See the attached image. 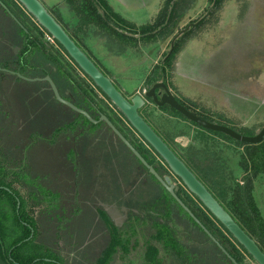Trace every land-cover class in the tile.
<instances>
[{
  "label": "rangeland",
  "instance_id": "374dc122",
  "mask_svg": "<svg viewBox=\"0 0 264 264\" xmlns=\"http://www.w3.org/2000/svg\"><path fill=\"white\" fill-rule=\"evenodd\" d=\"M40 1L74 35L82 49L127 97L144 93L150 82L159 80L167 83L182 103L191 110L200 112L205 120L231 126L242 135L255 134L264 126V0H220L208 14L214 0H179L174 25L165 33L151 37L142 36L141 27L154 26L157 23L167 0H106L112 10L125 20V24L121 23L123 27L137 32L132 37L117 35L99 23H82L67 0ZM192 23L195 24L190 25ZM188 25L190 27L185 31L186 35L181 37L185 32L177 35ZM48 40L50 48H58L61 52L63 64L68 62L74 66L73 68L70 65L72 69L81 74L68 55L53 40ZM176 40L179 49L170 59V65H165L171 43L173 41L174 44ZM88 84L94 94L105 98L95 86L89 82ZM20 94L21 92L14 90L8 101L14 113L26 114L28 112L24 109ZM142 113L183 156L195 151L205 156V159L213 160L220 169L221 181L227 190V201L233 195L231 189L246 182L251 164L246 144L223 134L203 130L169 108H158L149 100ZM119 119L123 122L124 118L121 116ZM30 122L31 127H42L40 117ZM29 135L32 143L25 148L26 161L22 166L46 173L45 182L58 184L60 180H54V177L58 178L64 161L59 155L60 144L42 141L39 132L35 130L30 131ZM103 150L99 145L90 144L80 155L71 150L67 156L74 166L76 159L83 166L84 180H80L79 186L82 185L89 192V197L84 199H92L91 195L96 193L101 195L95 204L92 201L89 204L97 209L100 207L119 232L121 243L118 242L107 264H147L145 252L149 244L157 249L156 256L160 259V264H172L173 252L164 246L161 239L154 236L156 231L151 220L168 224L176 239L188 247L191 239L186 238L185 229L174 224L168 215L162 217L150 210H144L141 218L140 210L116 201L108 190L113 189L111 177L118 164ZM0 158L2 159L1 155ZM260 167L263 168L253 181L251 194L264 221V163ZM218 176L210 175L213 179ZM8 178L13 180V186L24 200L27 201V197L34 194L28 203L24 202L25 211L33 218H37L43 210H50L49 198H42L36 187L29 183L23 184L21 177L17 175L9 174ZM78 180L74 181L76 187ZM31 181L34 182L33 177ZM172 181L189 194L178 184L175 177ZM69 196H72L71 192ZM6 201L0 200V226L6 227L3 237L5 249L19 232L18 229L10 227L11 219L6 221L5 216L3 217V213L8 212L11 215L13 211L10 203ZM82 210L78 215L77 225L82 230L89 229L92 234L87 236L84 247L92 254L98 253L107 242V230L94 210L92 218ZM148 215H152V219ZM66 243L60 241L56 249L66 264H72L74 259L81 258L80 249L76 251L74 246L68 247ZM243 254L244 264H258L252 257ZM94 260L95 258L88 257L85 261L90 264Z\"/></svg>",
  "mask_w": 264,
  "mask_h": 264
},
{
  "label": "trees",
  "instance_id": "16d2710c",
  "mask_svg": "<svg viewBox=\"0 0 264 264\" xmlns=\"http://www.w3.org/2000/svg\"><path fill=\"white\" fill-rule=\"evenodd\" d=\"M0 1L6 7L4 8L0 4V155L2 157V159L0 158V200H7L10 203L13 208L12 214L9 215L8 212H5L3 217L5 216L6 221L11 219L10 227L19 231L9 241L5 249L3 237L6 234V227L0 226L1 264H66L63 256L56 249L60 241L67 242L66 245L68 247L74 246L75 250L80 249L81 258L74 259L72 264H86L85 260L88 257L95 258L90 264L108 263L116 245L118 242L121 243L119 232L100 207L97 209L96 206L95 208L89 204V201L95 204V201H98V197L101 195L96 193L91 195L90 198L92 199H84V197H89V194H87L89 192L82 185L79 186L80 180H84L82 174V170L84 171L83 166H80L78 159L75 160L76 165L74 166L67 156V153L71 150H75L76 155H80L83 149H87L90 144L99 145L102 150H105V154L118 164V168L115 169L111 177L113 189L108 190L116 201H121L123 205L129 208L133 207L140 210L141 215L139 217L141 218H143L142 212L144 210H150L162 217L168 215L174 224H179L185 229L186 238L191 239V245L188 247L182 245L176 239L173 230L168 224L153 220L152 215L147 216L148 218L151 217L152 224L155 227L156 233L154 236L161 239L164 246L173 252L172 264H213L212 260L216 261V264H232L212 241L205 243L209 239L204 231L167 190L149 174L146 168L110 131L104 122L93 124L81 114L56 101L47 82L26 81L15 73L7 72H19L30 78L50 75L63 98L87 110L95 119L99 117L100 112L106 114L123 133L116 121L109 116L108 110H112L108 102L98 98L87 81L78 78L79 74L75 69L71 68V64L68 62H66V65L63 64V56L58 48H50V41L48 38L45 39V36L48 37L50 34L16 0ZM67 1L72 5L76 14L79 15L82 23H99L122 37H132L137 34V32L123 27L121 23L125 24V20L112 10L106 0ZM171 1L167 0V5L154 26L141 27L142 36H156L157 34L165 33L167 29L170 30L176 19V9L179 0L174 1L170 11ZM219 1L216 0L215 5H218ZM55 18L57 19L56 16ZM64 28L66 29L65 26ZM68 32L70 33V31ZM186 33H183L181 37L186 35ZM70 35L75 39L72 33ZM52 40L63 53H66L55 39L52 38ZM75 41L78 43L76 39ZM178 49V40H176L164 61L165 65H170V59ZM72 67L74 68V66ZM14 90L17 93L21 92L24 109L26 108L28 113H14V109L8 101L10 93H13ZM103 96L107 99L104 94ZM92 103L98 107L96 108L98 113H95L96 110L92 107ZM39 117L42 127H31L32 123L30 121ZM34 130L39 132L42 141L51 144L58 143L61 146V148L57 147L61 153L59 154L61 155L60 157L64 159L63 167L59 171L58 178L54 177V180H60L58 184L51 185L45 182L46 173L45 175L41 171L36 172L29 167L27 169L22 166L26 161L27 152L25 148L32 143L29 140V134L30 131ZM130 142L141 152V155L143 154L147 162L152 164V161L139 149L134 141L130 140ZM238 142L247 145L253 167L252 176H257L263 168L260 166H263L264 163L263 141L256 145ZM4 158L5 161L3 160ZM16 162L18 163L17 165L13 164ZM10 165L14 168H11ZM198 166L194 168L195 173L207 184L213 196L223 202L226 199L227 190L223 186V180L219 174L220 169L210 159H205V171ZM157 171L160 173L159 170ZM25 172L27 175H25ZM9 174L21 177L23 184L27 185L29 183V185L37 188L42 198H49L51 202L49 205L50 210H43L36 216L37 218H33L26 212L24 202L28 203V200L34 194L31 193L27 197V201L24 200L13 186V180L8 178ZM212 174L219 176L217 179H213L210 177ZM32 177L34 182H30ZM76 179H79L77 181L78 187L74 184ZM66 183L68 184L62 185ZM73 186L75 189H73ZM66 190L68 191L66 192ZM70 192L72 196H69ZM176 193L239 264H244L243 252L251 257L241 244L238 243L241 249L234 245L232 240H236L213 215V219L225 232L216 225L211 217L205 216V206L197 197H194L195 199L188 196V198H184L181 194L182 191L179 190ZM231 194H233L231 198L228 201L226 200L229 212L234 220L251 237L255 238L260 248L264 251V221L251 194V178H248L244 185H238L236 188L231 189ZM51 195L55 197L53 198ZM78 195L82 197L79 198ZM35 199L36 197H34ZM86 200L88 203H85ZM17 202L20 203L18 208ZM79 203L81 204L79 205ZM27 209L29 210V208ZM81 210L87 213L90 218L93 217L94 210V213L98 215V218L103 223V227L107 230V242L98 253L92 254L88 252L89 249L87 250L84 247L87 236L92 234L89 229L82 230L77 225L78 215ZM94 221L98 220L94 219ZM145 253L147 264H160V259L156 256L157 249L151 244L147 245ZM207 257L209 258L207 259Z\"/></svg>",
  "mask_w": 264,
  "mask_h": 264
},
{
  "label": "water",
  "instance_id": "95a60500",
  "mask_svg": "<svg viewBox=\"0 0 264 264\" xmlns=\"http://www.w3.org/2000/svg\"><path fill=\"white\" fill-rule=\"evenodd\" d=\"M28 14H30L36 22L47 31L50 36L55 39L65 50L67 55L73 60L78 68L87 75L93 84L99 88L102 93L112 102V104L121 112L126 118L131 127L161 156L167 163L171 172L179 177L187 189L194 194L201 203L209 210V212L229 231L235 240L241 244L245 250L252 256L258 264H264V252L261 250L255 239H253L231 216V214L223 208L213 194L205 187L196 175L186 166V164L170 149V147L161 139V137L152 129V127L139 114V109L145 103L144 98L140 94H135L131 99L126 98L114 85L111 78L106 75L94 62V60L87 54L85 50L75 41L64 26L55 18V16L43 5L40 0H16ZM216 0L213 1L212 6L208 9L207 14L215 5ZM174 0L171 1L170 11ZM0 4L5 5L0 1ZM103 14L102 10L99 8ZM9 12V11H8ZM9 14L15 18L10 12ZM198 22V21H197ZM195 22V23H197ZM192 23L190 25H193ZM190 25L182 29L177 35L185 32ZM177 37V36H176ZM173 48V41L171 43L170 51ZM17 76L27 81H45L54 95V98L59 103L67 106L71 110L84 116L89 122L96 124L104 122L110 130L119 138V140L129 149V151L138 159V161L153 175V177L167 190V192L176 200V202L186 211V213L197 223V225L206 233L209 238L217 245V247L225 254V256L233 263L239 264L234 257L223 247V245L212 235V233L204 226V224L194 215L188 206L175 193V185L172 183L169 176L161 177L155 168L150 165L141 153L133 146V144L122 134V132L114 125L109 117L100 112L99 118H93L90 113L75 105L73 102L63 98L59 90L50 77L30 78L22 75L19 72H13ZM161 87L164 92L162 95L156 94L155 89ZM160 95V98L158 96ZM146 97H152L153 101L158 105L168 104L175 108L188 119L196 122L202 127L222 132L236 140H240L250 144H256L264 138V126L254 135H242L236 132L229 126L205 120L183 105H181L172 92L162 82L155 83L146 93ZM19 202H17V208ZM32 235V234H31ZM30 235V237H31Z\"/></svg>",
  "mask_w": 264,
  "mask_h": 264
},
{
  "label": "flooded vegetation",
  "instance_id": "af4514ba",
  "mask_svg": "<svg viewBox=\"0 0 264 264\" xmlns=\"http://www.w3.org/2000/svg\"><path fill=\"white\" fill-rule=\"evenodd\" d=\"M84 50V49H83ZM88 54V53H87ZM89 55V54H88ZM100 68V67H99ZM79 69V68H78ZM101 69V68H100ZM81 71V70H80ZM106 75H108L106 72H104ZM109 76V75H108ZM110 77V76H109ZM78 78H80L81 80H84V81H87V82H89V83H92V81H91V79L87 76V75H85L82 71H81V74H79V77ZM111 78V77H110ZM111 80L113 81V79L111 78ZM157 82H162V83H164L166 86H167V88L171 91V89L168 87V85H167V83H165V82H163V81H159V80H155V81H153V82H150L149 83V85L147 86V89L144 91V93H142V94H140V93H137V94H140L143 98H144V100H145V103L143 104V106L139 109V114L144 118V120L152 127V129L161 137V139L170 147V149L171 150H173V152L186 164V166L196 175V177L200 180V181H202L199 177H198V175L195 173V170H194V168L197 166V165H199L200 167H202V169L205 171V156H201V155H199L197 152H195V151H191V152H188V156H183L182 154H180L178 151H176V149H174L172 146H171V144L169 143V141L164 137V135H162L159 131H158V129H156L155 127H154V125L147 119V117L142 113V109L146 106V102H147V100H149L150 102H152L155 106H157L158 108H162V107H167V108H169L170 110H172L176 115H180V116H182L183 118H185L186 120H188V121H190L192 124H194V125H196L197 127H199V128H201V129H203V130H207V131H212V132H214V130H209V129H206V128H204V127H202L201 125H199V124H197L196 122H194V121H192V120H190V119H188L187 117H185L183 114H181L179 111H177L175 108H173V107H171V106H169L168 104H163V105H158V104H156L154 101H153V99H152V97H146L145 96V93L155 84V83H157ZM113 83H114V81H113ZM92 85L93 86H95L93 83H92ZM114 85H115V83H114ZM116 86V85H115ZM96 87V86H95ZM116 88H117V86H116ZM96 89L97 90H99L97 87H96ZM118 89V88H117ZM119 90V89H118ZM120 91V90H119ZM99 92L103 95V93H102V91L101 90H99ZM121 93H122V91H120ZM163 92H164V90L161 88V87H158V88H156L155 89V93L156 94H160V95H162L163 94ZM172 92V94L175 96V94L173 93V91H171ZM123 94V93H122ZM124 95V94H123ZM160 95L158 96V98H160ZM126 98H128V99H131V97H127L126 95H124ZM97 97L98 98H102L104 101H106V102H108V104H109V107L111 108V110L112 111H109L108 110V113H109V116L113 119V120H115L116 121V123H117V125L123 130V135L129 140H133L134 141V143L139 147V149L140 150H142V152H144L147 156H148V158L150 159V161H152V164H150V165H152L154 168H155V170L157 171V170H159L160 171V173L157 171V173L161 176V177H165V176H169L170 178H171V181H172V178H176L177 180H178V184L180 185H182L185 189H186V192H188L189 194H186L185 192H183L182 191V189H180L179 187H178V185H175L174 184V182L172 181V183L175 185V193H176V191L177 190H179V191H182V195L184 196V198H186L187 196L188 197H190V198H193V199H195L194 197H196L194 194H192L188 189H187V187L183 184V182H182V180L179 178V177H177L176 175H174L172 172H171V170L169 169V167H168V165H167V163L161 158V156L142 138V136H140L132 127H131V125L129 124V122L126 120V118L121 114V112L112 104V102L111 101H109V99H108V101H107V99L106 98H103L102 96H99V95H97ZM175 98L177 99V101L181 104V105H183L185 108H187L189 111H191L193 114H195V115H197V116H199V117H201V118H203L200 114V112H195V111H193V110H191L190 109V107L188 106V105H186V104H184V103H182L176 96H175ZM147 99V100H146ZM92 107L93 108H95V113H98V111H97V109L96 108H98L96 105H94L93 103H92ZM200 113V114H199ZM123 117L124 119H123V122L119 119V117ZM99 118V117H98ZM204 119V118H203ZM97 124V123H96ZM115 125V124H114ZM116 126V125H115ZM227 126V125H226ZM230 127V126H229ZM110 129V128H109ZM233 129V128H232ZM111 131V130H110ZM112 132V131H111ZM215 132H217V133H222V132H218V131H215ZM113 133V132H112ZM114 134V133H113ZM223 135H225L226 137H228V138H230V139H233V140H235V141H240V140H236V139H234V138H232V137H230V136H228V135H226V134H224V133H222ZM251 135H254V134H250L249 136H251ZM117 137V136H116ZM118 138V137H117ZM119 139V138H118ZM264 139V138H263ZM129 140V141H130ZM263 141V140H262ZM241 142H243V141H241ZM261 142V141H260ZM250 144V143H249ZM256 144H258V143H256ZM256 144H252V145H256ZM135 147V146H134ZM141 153V152H140ZM142 156H143V154H142ZM146 160V159H145ZM147 161V160H146ZM198 166V167H199ZM247 166V165H246ZM147 170V169H146ZM252 170H253V167H252V164H250V168L248 169V171H249V175L247 176V178H246V180L248 179V178H251V189H252V184H253V181H254V179L257 177V176H255V177H253L252 176ZM148 171V170H147ZM150 174V173H149ZM258 175V174H257ZM153 176V175H152ZM155 179V178H154ZM156 180V179H155ZM157 181V180H156ZM158 182V181H157ZM159 183V182H158ZM202 183L205 185V187L209 190V188L207 187V184H205V182L204 181H202ZM160 184V183H159ZM245 184V182H241V185H244ZM161 185V184H160ZM210 191V190H209ZM211 192V191H210ZM252 193V192H251ZM177 194V193H176ZM187 197V198H188ZM215 197V196H214ZM253 197V196H252ZM216 198V197H215ZM181 199V198H180ZM217 199V198H216ZM254 199V198H253ZM218 200V199H217ZM255 201V200H254ZM218 202L223 206V208L225 209V210H227L228 212H229V209H228V207H227V205H226V199L225 200H223V202L222 201H219L218 200ZM256 203V202H255ZM230 213V212H229ZM231 214V213H230ZM205 216L206 217H211V219L216 223V225L219 227V228H221L222 229V227L215 221V219H213V217H212V214L209 212V210L205 207ZM232 216V215H231ZM206 227V226H205ZM207 228V227H206ZM209 230V229H208ZM223 230V229H222ZM210 231V230H209ZM224 231V230H223ZM211 232V231H210ZM225 232V231H224ZM206 234V233H205ZM213 235V234H212ZM206 236L208 237V241H205V243H208L209 241H212L210 238H209V236L206 234ZM214 237H215V235H213ZM216 238V237H215ZM231 238V237H230ZM234 238V237H233ZM253 238V237H252ZM217 239V238H216ZM235 239V238H234ZM253 239H255V238H253ZM218 240V239H217ZM231 240H232V238H231ZM219 241V240H218ZM256 241V240H255ZM213 242V241H212ZM232 242L234 243V245H236V247L239 249L240 247H239V245H238V242L237 241H234V240H232ZM257 242V241H256ZM214 243V242H213ZM221 243V242H220ZM215 244V243H214ZM258 244V243H257ZM216 245V244H215ZM259 245V244H258ZM217 246V245H216ZM260 247V246H259ZM241 249V248H240ZM262 250V249H261ZM263 251V250H262ZM243 252V251H242ZM264 252V251H263ZM244 253V252H243ZM208 256V255H207ZM248 256V255H247ZM252 257V256H251ZM209 257H207V259H208ZM228 259V258H227ZM229 260V259H228ZM230 261V260H229ZM216 262V261H215ZM214 262V260H212V263L214 264L215 263ZM231 262V261H230ZM216 264V263H215ZM226 264V263H225ZM228 264V263H227ZM233 264V263H232Z\"/></svg>",
  "mask_w": 264,
  "mask_h": 264
},
{
  "label": "built area",
  "instance_id": "2783aa9c",
  "mask_svg": "<svg viewBox=\"0 0 264 264\" xmlns=\"http://www.w3.org/2000/svg\"><path fill=\"white\" fill-rule=\"evenodd\" d=\"M47 38L50 39V40H52V37L51 36H48Z\"/></svg>",
  "mask_w": 264,
  "mask_h": 264
},
{
  "label": "crops",
  "instance_id": "0c3cea01",
  "mask_svg": "<svg viewBox=\"0 0 264 264\" xmlns=\"http://www.w3.org/2000/svg\"><path fill=\"white\" fill-rule=\"evenodd\" d=\"M7 72H9V73H11L10 71H7ZM25 80V79H24ZM27 81V80H26ZM38 81V80H37ZM171 88V87H170Z\"/></svg>",
  "mask_w": 264,
  "mask_h": 264
}]
</instances>
